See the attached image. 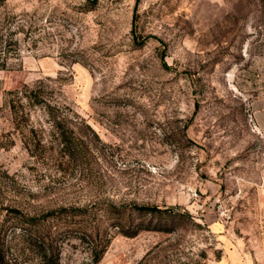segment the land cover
Instances as JSON below:
<instances>
[{
    "label": "rangeland",
    "instance_id": "374dc122",
    "mask_svg": "<svg viewBox=\"0 0 264 264\" xmlns=\"http://www.w3.org/2000/svg\"><path fill=\"white\" fill-rule=\"evenodd\" d=\"M0 264H264V0H0Z\"/></svg>",
    "mask_w": 264,
    "mask_h": 264
},
{
    "label": "trees",
    "instance_id": "16d2710c",
    "mask_svg": "<svg viewBox=\"0 0 264 264\" xmlns=\"http://www.w3.org/2000/svg\"><path fill=\"white\" fill-rule=\"evenodd\" d=\"M67 140V137H66ZM134 209L138 211V213H145L150 215H157V213L160 212V210L157 207L154 206H137L134 205ZM165 229V228H164ZM142 230H163L161 227H152L151 225H143L140 224L139 227H137L135 230L129 231L125 230L123 228H120L119 233L125 237H133L137 235ZM109 245V240H106L104 244H102L99 247H95L91 250V254L93 256L94 263H98L100 259L102 258L107 246Z\"/></svg>",
    "mask_w": 264,
    "mask_h": 264
}]
</instances>
